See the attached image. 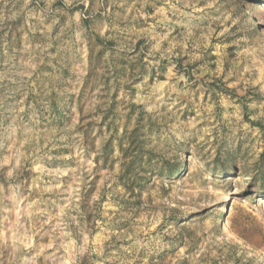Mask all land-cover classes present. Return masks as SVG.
<instances>
[{
	"label": "rangeland",
	"instance_id": "374dc122",
	"mask_svg": "<svg viewBox=\"0 0 264 264\" xmlns=\"http://www.w3.org/2000/svg\"><path fill=\"white\" fill-rule=\"evenodd\" d=\"M0 264H264V0H0Z\"/></svg>",
	"mask_w": 264,
	"mask_h": 264
}]
</instances>
